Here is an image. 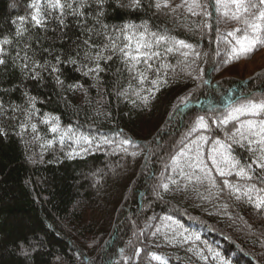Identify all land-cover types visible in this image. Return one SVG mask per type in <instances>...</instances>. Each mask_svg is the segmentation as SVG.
<instances>
[{"label":"trees","instance_id":"16d2710c","mask_svg":"<svg viewBox=\"0 0 264 264\" xmlns=\"http://www.w3.org/2000/svg\"><path fill=\"white\" fill-rule=\"evenodd\" d=\"M33 2L0 0V59L5 61L0 64V128L6 133L0 135V264H160L152 254L167 264H205L195 251L207 255L206 245L219 252L225 264H264V210H257L241 195L255 178L244 181L235 175H217L206 158L212 145L206 144L205 162L217 181L211 194L207 184L198 190L189 186L177 191L168 179L171 176L181 186L186 182L179 169L173 172L171 157L182 147L178 142L197 113L203 115L212 107L219 114L225 105L238 100L264 97V68L247 79L235 74L240 63L250 61L264 46L247 58L223 64L228 45L217 44L215 28L226 34L238 25L192 15L186 8L172 13L181 0H170V6L159 11L155 0H141L137 9L105 0L99 16L96 0H87L83 8H79L80 0H64L73 8H65L62 17L58 10L47 14L51 10L45 8L43 26H34L31 19ZM40 2L43 6L44 0ZM120 2L128 4V0ZM207 2L214 5V0ZM73 9L83 14L76 15ZM207 11L215 15L214 7ZM124 25L167 31L200 54L198 59L190 54L191 67L185 68L178 63L184 59L178 53L157 49L162 59L155 66L170 67L166 77L161 72L167 82L147 106L131 91L127 97L119 95L128 88L130 74L118 52L104 53L112 59L99 61L104 70L98 75L84 74L95 67L85 53L94 56L109 43L108 36L120 35L118 30ZM18 28L22 35H17ZM5 39L10 43L3 44ZM117 43L126 41L121 37ZM218 50L220 55H216ZM53 67L59 70L53 72ZM199 69L204 70L202 74ZM151 79H155L154 72ZM132 83L139 87L136 81ZM145 87L151 84L146 81ZM31 98H35L34 107ZM28 113L32 115L26 119ZM46 115L57 118L61 129L89 136L94 143L69 159L67 153L80 151V146L67 137L61 143L49 131L50 124L43 123ZM21 124L27 125L22 134ZM207 135L225 138L215 125ZM105 137L113 142L102 143ZM121 139L135 146L117 147ZM232 150L242 163L249 162L244 148L233 145ZM224 179L240 187V192L233 194L225 188ZM162 183L169 184L168 191L160 187ZM184 229L200 240L178 242V233ZM21 245L28 255L21 254ZM189 247L194 251H188ZM207 264H219V260L209 258Z\"/></svg>","mask_w":264,"mask_h":264},{"label":"snow or ice","instance_id":"6c2138e0","mask_svg":"<svg viewBox=\"0 0 264 264\" xmlns=\"http://www.w3.org/2000/svg\"><path fill=\"white\" fill-rule=\"evenodd\" d=\"M118 7H127L137 9L141 7V0H128V4H123L120 0H116ZM99 6L97 15L103 14V5L105 0H96ZM87 0H80L79 8L85 7ZM157 11L162 8H168L170 6V0H155L154 4ZM31 7L35 9L31 19L34 21V26H43L45 24L44 9L51 10L47 14H51L52 11H59L61 17L64 15L65 8L72 9L71 3H65L64 0H44L42 6L40 0H34ZM214 7L213 16L207 9ZM178 8H186V10L192 15H203L204 17L212 16L214 20L219 23V19H223L227 22H235L238 27L226 34L222 33L219 27L215 28L217 44L223 42L228 45L225 50L226 59L222 60L223 64H230L238 61L242 58H247L253 54L259 47L264 46V0H214V5L207 2L201 3V0H181V3L171 9L172 13H175ZM74 14L82 15L78 9H73ZM23 22L24 18H20ZM63 24V19L60 20ZM205 27L212 28L213 25L205 23ZM106 27V26H105ZM143 28V31H139ZM119 36H108L109 43L105 44L99 52L94 56H90L89 53H85V58H90L95 61V67H89L85 75L99 72L104 69L100 66L99 61L101 59L111 60L112 55L105 56L106 51H111L113 54L119 53L121 63L124 64L125 69L130 74V81L128 88L119 93L121 96L127 97L129 92L134 95L144 106L148 105L150 99L155 97V93L160 90L163 83L166 80H162L161 72L164 76L168 75L167 69L170 67L164 63H161L158 67L155 66V61L161 60V52L157 49L163 48L165 54H179L184 59L178 61L179 64H183L185 68H190L188 58L192 54L195 58H199V53L195 52V48L192 44L187 43L183 39H177L175 36L165 32H150L146 25H124L118 30ZM17 35H22V30L17 29ZM122 37L126 43L118 44L117 40ZM228 38H231L230 40ZM8 39L3 40V44H8ZM84 43L89 44L88 40ZM187 50V51H185ZM2 53V49H0ZM216 55H220L219 50ZM27 59V57H25ZM59 62V60H58ZM71 63L75 64L76 61L72 60ZM5 63L3 59H0V64ZM143 64L141 69L138 67ZM27 66V65H25ZM39 66V65H37ZM59 69L52 68L53 72H57ZM215 66L213 71H215ZM173 71H175L173 69ZM203 69L198 70V74L203 73ZM155 73V79L149 80L151 73ZM191 75V72L187 73ZM38 76L39 73H36ZM132 81H136L139 87H134ZM149 82L151 87L146 88L145 82ZM57 83L63 82L57 77ZM73 88L79 87L73 85ZM142 93H146L142 95ZM33 101L35 98H31ZM136 103L135 100L132 101ZM185 107H187V100H185ZM0 115H3L2 108H0ZM32 113H28L26 119L30 118ZM51 120H56V123L52 124ZM43 123L50 124L49 131L56 134L61 143L65 138H70L74 144L80 146V151L68 152L69 159L74 156L80 155V152H86L89 148L85 145L91 146L94 140L89 136L78 134L72 129H61L57 118H49L47 115L43 120ZM220 129L225 133V138H210L207 133L212 131V126ZM231 125V128L229 127ZM27 125L21 124V134L25 131ZM33 133L37 132V125L31 124ZM0 135H6L4 130L0 128ZM113 141L105 137L102 141L104 144H111ZM48 145L51 146L52 141L49 140ZM182 145L180 150L171 157L173 172L179 169V175L186 181L182 186L180 183L172 179L170 176L168 179L174 185H177V191L186 190L189 186L193 190H198V186H204L207 184V191L211 194L212 189L217 188V181L212 175L211 169L205 162V149L204 145L211 144L212 147L207 150V160L211 161V167L215 170L216 174L221 177H227L235 175L238 180L253 181L256 182L247 184L245 191L241 194L247 197L249 204H252L257 210H264V97L256 99L253 97H246L243 100H238L232 105H225L223 111L217 114L215 108L210 107L208 111L201 115L197 113L194 119L190 122L188 128L184 132L181 141L178 142ZM133 144L129 139H121L117 144V147L123 145ZM238 145L244 148L250 154V160L247 163H242L240 159H237L233 154L232 146ZM133 146H135L133 144ZM96 147L99 148L100 144L97 143ZM126 150V149H124ZM187 168L189 171H185ZM259 169L260 172L256 170ZM223 186L228 188L233 194L240 192V187L231 184L227 179H224ZM165 191L169 190V184L162 183L160 185ZM223 189H221L222 191ZM240 195L236 196L239 200ZM164 219V218H161ZM171 220V217H167ZM175 223V222H173ZM167 227V225H165ZM177 227H180L177 225ZM156 231H160V227L156 228ZM187 233V235H186ZM156 233L154 232L153 235ZM181 237L180 243H194L199 241V235L195 233H189L188 229H184L183 232L178 233ZM165 238L168 239V234H165ZM172 240H176V235L171 236ZM207 255L200 251H195V255L199 259L207 264L209 258L213 261L219 260V264H225L220 259V253L214 251L210 245H206ZM188 251L193 252L194 248L189 247ZM21 254L28 255L27 250L21 245ZM152 259L157 260L160 264H167L166 260L162 257L152 254Z\"/></svg>","mask_w":264,"mask_h":264},{"label":"rangeland","instance_id":"374dc122","mask_svg":"<svg viewBox=\"0 0 264 264\" xmlns=\"http://www.w3.org/2000/svg\"><path fill=\"white\" fill-rule=\"evenodd\" d=\"M264 68V49L250 61L242 62L237 67V76L242 79L250 78L258 70Z\"/></svg>","mask_w":264,"mask_h":264}]
</instances>
